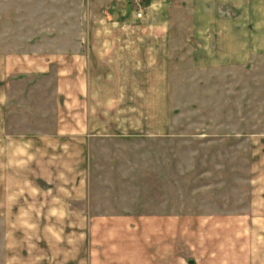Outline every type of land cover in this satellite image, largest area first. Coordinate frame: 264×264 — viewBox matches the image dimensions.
<instances>
[{
  "label": "rangeland",
  "instance_id": "1",
  "mask_svg": "<svg viewBox=\"0 0 264 264\" xmlns=\"http://www.w3.org/2000/svg\"><path fill=\"white\" fill-rule=\"evenodd\" d=\"M248 1L0 0V264L59 256L61 229L31 221L47 187L23 175L19 187V53L80 38L130 40L135 56L122 86L123 47H97L100 74L116 73L96 115L113 137L95 138L82 168L71 162L89 221L70 263L87 252V264H264V59L240 63L246 31L264 41V0ZM46 161L55 169L40 176L63 180L68 163ZM19 194L31 200L21 215Z\"/></svg>",
  "mask_w": 264,
  "mask_h": 264
},
{
  "label": "crops",
  "instance_id": "2",
  "mask_svg": "<svg viewBox=\"0 0 264 264\" xmlns=\"http://www.w3.org/2000/svg\"><path fill=\"white\" fill-rule=\"evenodd\" d=\"M255 33L254 37H264L263 28L256 27ZM245 37L241 42L240 63L246 68L264 59V41L258 40L253 44L247 31ZM130 43V40L88 41L80 38L75 41L64 40L63 49H57L55 40H51L43 44L45 50L30 49L25 51L26 53H19V158L24 160L23 167L19 163V187L23 176L30 178L33 183L42 182V188L47 187L42 193V203L36 204L37 210L33 208L31 221L43 224L50 237H54L50 233L55 234L59 229L63 233L61 237L65 236L57 245L59 256L51 260L53 264H71L70 261L75 255V252L72 254L71 251L72 237L74 244L79 242L81 252L89 221L83 207L86 182L77 176L80 172L75 173L73 180L69 178L74 171L71 162L77 160L78 168H82V160L88 158L95 138L113 137L112 134H99L105 132V129L98 123L96 115L98 110L112 105V100L107 102L106 98L100 97L110 92L105 90L104 78H115L116 73H119L118 79L129 78L131 65L124 60L135 56L133 50L127 49ZM109 44L123 49L117 50L119 55H113L115 61L120 62L118 67H114L117 72L110 75L104 73L103 76L99 72L102 63L97 59L108 58V55H101L97 47ZM5 62H0L3 72L6 70ZM5 77V74L3 76V73H0V88ZM126 83L125 80L122 86ZM5 96L4 91L0 89V132L6 125L4 119H7V115L2 114ZM21 149L25 152L23 155L20 154ZM50 158H62L68 163L67 170L66 163L63 167V180H58L55 175L44 178L40 176L49 174L51 167L55 169L53 166L56 161L52 162L53 166H49L47 171L46 160ZM36 187L39 188L38 185ZM30 202L31 200L24 199L19 194V215L23 213L22 207L26 209L28 206L25 203ZM33 204L35 201H32L31 205ZM74 205L81 208L76 209ZM182 217L166 218V222L178 225L181 224ZM47 224L57 226L51 228L52 226ZM84 256L76 263L87 264V252Z\"/></svg>",
  "mask_w": 264,
  "mask_h": 264
}]
</instances>
